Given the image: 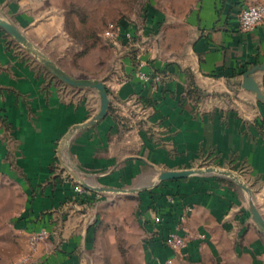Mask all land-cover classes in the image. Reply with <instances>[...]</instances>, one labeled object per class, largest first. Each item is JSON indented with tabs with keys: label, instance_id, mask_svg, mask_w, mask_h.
<instances>
[{
	"label": "crops",
	"instance_id": "1",
	"mask_svg": "<svg viewBox=\"0 0 264 264\" xmlns=\"http://www.w3.org/2000/svg\"><path fill=\"white\" fill-rule=\"evenodd\" d=\"M259 1L200 0L178 52L160 54L157 13L148 14L134 45L124 35L136 27L115 24L114 56L95 51L78 64L79 74L104 84L109 100L104 118L88 127L82 126L100 110L98 93L50 76L0 27V182L21 198L5 250L14 254V233L45 230L30 264H92L102 253L117 264L113 250H136L130 254L139 264H264V234L251 218L248 194L231 178L192 175L154 185L165 171H228L248 187L264 220V20L242 32L237 18ZM60 2L0 0V18L31 44L64 50ZM251 70L258 94L242 87ZM140 74L163 78L154 85ZM82 180L147 189L99 193ZM77 184L84 194L74 191ZM5 199L0 207L8 206ZM174 225L184 238L178 253L164 244Z\"/></svg>",
	"mask_w": 264,
	"mask_h": 264
},
{
	"label": "rangeland",
	"instance_id": "2",
	"mask_svg": "<svg viewBox=\"0 0 264 264\" xmlns=\"http://www.w3.org/2000/svg\"><path fill=\"white\" fill-rule=\"evenodd\" d=\"M200 0H61L60 4L64 12V33L69 44L66 49H57L51 45L39 47L31 44L32 47L43 54L45 57L54 59V63L60 68L63 67L72 75H79V78H90L86 74L78 73V64L80 58L95 52L107 58H112L114 53L110 50L109 44L113 41L105 37V32L112 24H118L121 21L128 22L132 27H136L135 31H130L132 40L128 44L134 45L136 39L140 36V29L144 21L148 18L150 12L157 13L161 16L159 29L162 31L156 41L160 49V54H165L166 51H181L188 43L189 33L185 29L188 18L193 10L197 7ZM139 38V37H138ZM30 43V42H29ZM20 51L29 57L30 60L44 69L46 73L54 77L43 64L28 51L22 44L16 43ZM152 46H147L144 49L150 50ZM170 50V51H169ZM74 77V76H73ZM55 78V77H54ZM234 183V181L230 180ZM0 196L6 197L5 205L0 207V264H19V262L27 257L29 258L26 264H30L35 254L31 253L29 245V236L18 235L14 233L15 239L14 254L5 250L6 239L9 228V219L14 215L13 211L18 208L20 203V194L14 189L12 184L0 182ZM4 203V202H3ZM17 211V210H16ZM128 225L131 223L127 220ZM132 225V224H131ZM112 230L115 233L116 239L119 235L117 225ZM11 235V234H10ZM48 236V235H47ZM41 242V241H40ZM39 242V243H40ZM103 251V250H100ZM106 250H104L105 252ZM127 254L135 256L136 250H113L116 255L117 264H123V258ZM30 254H32L30 256ZM127 259L126 264H139L137 259L132 257ZM30 256V257H29ZM106 254H101L95 257L92 264H111ZM133 258V261H132Z\"/></svg>",
	"mask_w": 264,
	"mask_h": 264
},
{
	"label": "water",
	"instance_id": "3",
	"mask_svg": "<svg viewBox=\"0 0 264 264\" xmlns=\"http://www.w3.org/2000/svg\"><path fill=\"white\" fill-rule=\"evenodd\" d=\"M0 27L3 28L6 32H8L18 43L22 44L34 56H36L38 60L43 64V66L47 70H49L55 78L59 79L61 82H63L66 85L73 86V87L91 88V89H94L98 93L99 98H100V110L90 121L85 123L82 127H88V126L94 125L96 122L104 118L108 110L109 100L107 96V90L104 84L100 80L95 79V78H76V77L69 75L63 69H61L58 65H56L52 60L45 57L43 54H40L39 52H37L32 47L31 43H29L26 40V38L13 25H11L10 23L0 18ZM252 72L253 70L245 73L242 87L246 90H249V91H252L258 94V88L256 84L254 83L253 79L249 76ZM70 137H71V134H67L66 138L69 139ZM70 172L77 179L81 180V178L76 174L74 169L72 170L70 169ZM209 174L231 178L234 182L237 183V185L244 192H246V194H248L251 218L255 222V224L260 228L261 232L264 234V220L252 202L250 190L245 184L240 182L238 178L235 177L231 172L219 170V169L212 168V167L206 168V169L165 171V172H160L156 176V182L154 185H157L167 180L184 179L192 175H209ZM82 185L88 190H91L93 192H99V193L111 192V193H121V194H132V193L138 192L139 190L147 189L143 187L141 189L122 190V189H117V188H106V187H100V186H95V185L90 186L86 184L85 182H83V180H82Z\"/></svg>",
	"mask_w": 264,
	"mask_h": 264
},
{
	"label": "built area",
	"instance_id": "4",
	"mask_svg": "<svg viewBox=\"0 0 264 264\" xmlns=\"http://www.w3.org/2000/svg\"><path fill=\"white\" fill-rule=\"evenodd\" d=\"M238 25L239 29L242 32L251 31L253 30L257 25H259L264 20V0H261L257 3L248 5L245 8H242L238 14ZM119 35V30L115 26H109L108 29L105 32V37L111 41L117 40ZM125 40L131 41L132 36L130 32L125 33ZM140 78L144 81L150 82L151 84L158 85L160 81L162 80L163 76L160 74H140ZM74 191L82 195L85 193L84 188L77 184L74 186ZM168 202L170 205H173L175 202L172 198H169ZM186 217V214L182 212L179 215L180 222H183ZM155 222L159 223L160 219L158 216H155ZM180 227L174 225L171 230L167 232V235L164 237V244L165 246L170 249L173 253H178L182 247L184 246V238L179 233ZM47 232L45 230H42L38 233H32L29 236V245L31 248V253H34L36 251L37 246L40 241L44 240L47 237ZM32 254H30L31 256ZM29 256V257H30ZM29 258L25 257L23 258L19 264H26L28 262ZM166 264H172L171 261L166 262Z\"/></svg>",
	"mask_w": 264,
	"mask_h": 264
}]
</instances>
